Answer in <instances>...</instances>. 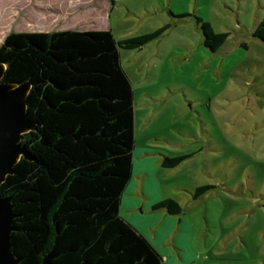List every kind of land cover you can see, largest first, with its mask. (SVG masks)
Segmentation results:
<instances>
[{"label": "rangeland", "instance_id": "374dc122", "mask_svg": "<svg viewBox=\"0 0 264 264\" xmlns=\"http://www.w3.org/2000/svg\"><path fill=\"white\" fill-rule=\"evenodd\" d=\"M65 10L80 18L74 26H106L118 40L164 29L119 53L133 91V159L143 148L188 156L159 175L188 219L181 258L172 247L176 261L165 264H264V42L252 36L264 0H0V44L13 31L60 30ZM195 15L229 33L215 52Z\"/></svg>", "mask_w": 264, "mask_h": 264}, {"label": "trees", "instance_id": "16d2710c", "mask_svg": "<svg viewBox=\"0 0 264 264\" xmlns=\"http://www.w3.org/2000/svg\"><path fill=\"white\" fill-rule=\"evenodd\" d=\"M194 18L204 46L218 50L229 33ZM163 30L119 40L110 30L80 29L13 31L3 39L2 80L30 83L34 123L21 140L29 158L0 185L13 206L12 250L21 264H41L50 252L51 264H165L119 211L134 144L133 91L119 48L138 49ZM252 35L264 42V18ZM187 157L166 156L163 164L174 168ZM208 188L197 186L193 197ZM156 207L181 211L172 198Z\"/></svg>", "mask_w": 264, "mask_h": 264}, {"label": "crops", "instance_id": "0c3cea01", "mask_svg": "<svg viewBox=\"0 0 264 264\" xmlns=\"http://www.w3.org/2000/svg\"><path fill=\"white\" fill-rule=\"evenodd\" d=\"M90 6V1H88L79 7V11H83L85 8H89ZM95 7L98 6H94L93 8L95 9ZM69 14L73 15L71 17H66ZM94 16L95 15L85 16L83 20L86 22H83V24L89 25V23L93 21ZM75 17V12L65 10V16L60 21L62 26L59 29L108 30L106 26H102L99 29H93L92 27L88 28L87 26L85 28H78L74 25L75 22L80 21V18H76L75 20ZM70 18L73 19L69 21ZM263 18L264 16L256 17V22L252 32ZM65 19L68 20V22L65 21ZM63 21H65V23H62ZM166 156L168 155L162 152H154L149 148H143V150H140V153L137 155V159H133L132 177L127 183L122 194L119 211L120 214L136 229H138L150 241L155 242L156 246H154L158 251L160 249H164L162 250L165 251L164 254L160 251L159 252L162 254L165 261L168 260V257H173V260L176 261L175 253L172 251V247L173 250L175 249L178 251V256L181 258V245L177 242V240L180 239L178 232L181 231L183 221H187L188 219L185 217L182 209L180 213L172 214L164 208L156 207L160 201L166 198L176 200L171 196H164L162 182L159 180L160 174L177 167L170 168L165 166L163 164V160Z\"/></svg>", "mask_w": 264, "mask_h": 264}, {"label": "water", "instance_id": "95a60500", "mask_svg": "<svg viewBox=\"0 0 264 264\" xmlns=\"http://www.w3.org/2000/svg\"><path fill=\"white\" fill-rule=\"evenodd\" d=\"M5 64L0 62V185L21 157L29 158L25 146L21 144L24 133L34 129V123L27 114L29 82L17 84L3 81ZM9 197L0 196V264H21L12 250L13 218ZM54 255L50 252L41 264H51Z\"/></svg>", "mask_w": 264, "mask_h": 264}]
</instances>
